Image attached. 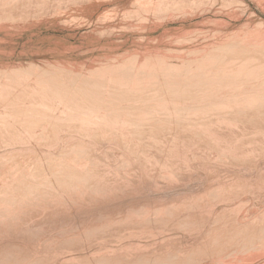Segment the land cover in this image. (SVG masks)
<instances>
[{"label": "rangeland", "instance_id": "obj_1", "mask_svg": "<svg viewBox=\"0 0 264 264\" xmlns=\"http://www.w3.org/2000/svg\"><path fill=\"white\" fill-rule=\"evenodd\" d=\"M263 56L264 0H0V264H264Z\"/></svg>", "mask_w": 264, "mask_h": 264}, {"label": "bare ground", "instance_id": "obj_2", "mask_svg": "<svg viewBox=\"0 0 264 264\" xmlns=\"http://www.w3.org/2000/svg\"><path fill=\"white\" fill-rule=\"evenodd\" d=\"M61 1H62V0H61ZM62 5H65V4H62ZM65 9H66V8H65ZM57 10H58V9H57ZM54 11H55V10H54ZM54 11H53V13H54ZM5 19L7 20V18H5ZM234 49L236 50V48H234ZM243 50L245 51L246 49H243ZM247 50H248V49H247ZM237 51H239V50H237ZM250 51H253V50H250ZM250 51H249V52H250ZM241 52H242V50H241ZM246 52H247V51H246ZM246 52H244V53H246ZM242 53H243V52H242ZM214 56H216V55H214ZM214 56H213V57H214ZM259 56H260V55H259ZM263 57H264V56H263ZM146 62H147V61H146ZM188 62H189V61H188ZM202 63H203V62H202ZM203 64H204V63H203ZM48 66H49V65H48ZM200 66H201V65H200ZM72 71H73V70H72ZM107 71H108V70H107ZM112 71H113V70H112ZM108 73L111 74V71H109ZM237 74H238V73H237ZM50 75H51V74H50ZM35 78H36V77H35ZM115 78H116V76H115ZM90 79H91V78H90ZM86 81H87V80H86ZM86 81H85V82H86ZM223 81L225 82V81H227V79H226V80L223 79ZM88 82H89V81H88ZM80 83H82V81H81ZM83 83H84V82H83ZM89 83H92V81L89 82ZM229 83H231V81H229ZM92 84H93V83H92ZM92 84H90V86H89V85H88V86H89V87H93L94 85L91 86ZM231 84H232V83H231ZM86 85H87V82H86ZM83 86H85V85H83ZM83 86L81 85V87H79V88H81V89H79L80 91H81V90H84V89H82ZM96 86H97V85H96ZM103 86H104V85H103ZM162 86H163V85H162ZM167 86L170 87V88H168V90L173 89V87H171V86H169V85H167ZM197 86H198V85H197ZM99 87H100V86H99ZM116 88H117V87H116ZM13 89H15V88H13ZM16 89H18V88H16ZM90 89H91V88H90ZM52 90H53V89H52ZM60 90H61V89H60ZM93 90H94V89H93ZM149 90H150V89H149ZM168 90H167V91H168ZM10 91H11V90H10ZM10 91H9V92H10ZM18 91H19V89H18ZM20 91H22V90H20ZM94 91H95V90H94ZM164 91H166V89H164ZM167 91H166V92H167ZM171 91H173V90H171ZM176 91H177V90H176ZM181 91H182V90H181ZM195 91H196V90H195ZM11 92L13 93V91H11ZM14 92H16V91H14ZM62 92H63V91H62ZM166 92H165V93H166ZM182 92H183V91H182ZM12 93L9 94V95L12 96V97L14 98V95H16V93H15L14 95H12ZM19 93H22V92H19ZM67 93H69V91H67ZM86 93H88L87 90H86ZM91 93H92V92H91ZM93 93H94V92H93ZM93 93H92V96H91V97H93ZM95 93H96V92H95ZM171 93H173V92H171ZM185 93H186V92H185ZM82 94H83V96H84V92H83ZM88 94H89V93H88ZM88 94H86V95H88ZM118 94H120V93H118ZM123 94H124V93H123ZM176 94H177V93H176ZM94 95H95V94H94ZM178 95H179V94H178ZM81 96H82V95H81ZM49 97H50V96H49ZM91 97H90V98H91ZM114 97H115V96H114ZM180 97H181V96H180ZM5 98H6V97H5ZM132 98H133V97H132ZM15 99H16V98H15ZM19 102H20V101H19ZM22 102H23V101H22ZM209 107H210V106H209ZM211 107H212V106H211ZM206 109H208V108H206ZM179 110H180V109H179ZM182 117H183V116H182ZM121 119H122V118H121ZM179 124H180V123H179ZM157 128H158V127H157ZM16 129H17V128H16ZM159 130H160V129H159ZM159 130H158V131H159ZM219 130H220V129H219ZM215 131H216V130H215ZM229 131H230V130H229ZM231 131H232V130H231ZM252 131H253V130H252ZM234 132H235V130H234ZM226 133H227V135H228V133H229V132H228V129H227ZM231 133H233V132H231ZM237 133H239V132H237ZM262 133H263V132H262ZM217 134H218V133H216V135H217ZM220 134H221V133H220ZM235 134H236V133H235ZM260 134H261V133H260ZM260 134H259V135H260ZM229 135H230V136H233V135H231V134H229ZM241 135H242V134H241ZM241 135H239V137H241ZM7 136H8V135H7ZM9 136H10V135H9ZM16 136H18V135H16ZM200 136H201V135H200ZM214 136H215V135H214ZM217 136H219V135H217ZM217 136H216V139H217ZM235 136H237V135H234V137H235ZM262 136H263V135H262ZM262 136H261V137H262ZM192 137H193V136H192ZM243 137L245 138L244 134H243ZM261 137H260V138H261ZM159 138H161V137H159ZM220 138H221V136L219 137V139H220ZM263 138H264V136H263ZM247 139L250 140L251 138H250V139L247 138ZM190 140H191V139H190ZM231 140H232V139H231ZM248 140H247V141H248ZM262 140H263V139H262ZM9 141H10V139H9ZM170 141H171V140H170ZM221 141H222V139H221ZM11 142H12V141H11ZM20 142H21V141H20ZM228 142H229L230 147H231V143H232V142H230V141L227 140V143H228ZM235 142H237V140H236ZM244 142H245V141H244ZM244 142H243V144L246 145V143H244ZM221 143H222V142H221ZM225 143H226V142H225ZM249 143H251V141H250ZM5 144L8 145V143H5ZM12 144H13V143H12ZM237 144H238V142H237L235 145L237 146ZM24 145H25V144H24ZM226 145H227V144H226ZM226 145H225V146H226ZM172 146H173V145H172ZM175 146H176V145H175ZM185 146H186V145H185ZM188 146H189V145H188ZM190 146H191V145H190ZM195 146H196V145H195ZM191 147H192V146H191ZM193 147H194V146H193ZM196 147H197V146H196ZM230 147L228 146L227 148H225V150L228 149V148L231 149ZM240 147H241V146H240ZM240 147H238V148H240ZM247 147H249V145H248ZM243 148H244V147H242L238 152H240L241 150H243ZM245 148H246V147H245ZM27 149H28V147H27ZM166 149H167V148H166ZM174 149H176V148H174ZM195 149H196V148H195ZM233 149H234V148H233ZM233 149H232V150H233ZM24 150H25V149H24ZM172 150H173V149H172ZM172 150H171V153H172ZM176 150H177V149H176ZM192 150H193V148H192ZM235 150H236V149H235ZM235 150H234V151H235ZM246 150H247V149H246ZM21 151H22V150H21ZM30 151H31V150H30ZM30 151H29V152H30ZM187 151H189V150H187ZM94 152H95V151H94ZM173 152H175V151L173 150ZM178 152H179V151H178ZM231 152H232V151H231ZM238 152H237L236 154H238ZM243 152H246V151L243 150ZM24 153H25V152H24ZM185 153H186L185 155H187L186 148H185ZM198 153H199V152H198ZM198 153H197V154H198ZM246 153H247V152H246ZM177 154H178V153H177ZM242 154L244 155V153H242ZM30 155H31V153H30ZM195 155H196V153H194V156H195ZM239 155H240V154H239ZM175 156H176V155H175ZM186 157H187V156H186ZM186 157H185V158H186ZM197 157H198V156H197ZM222 157H223V156H222ZM244 157H246V156H244ZM36 158H37V157H36ZM175 158H176V157H175ZM188 158H189V157H187V159H188ZM237 158H240V156L237 157ZM176 159H178V158H176ZM179 159H180V158H179ZM181 159H182V158H181ZM240 159H241V158H240ZM178 161H179V160H178ZM183 161H185V159H184ZM181 162H182V160H181ZM185 162H186V161H185ZM190 162H191V159H190ZM190 162H188L187 164L189 165ZM208 162H209V161H208ZM160 163H161V160H160L159 164H160ZM179 163H180V162H179ZM159 164H157V165H159ZM168 164H169V163H168ZM182 164H183V162H182ZM185 164H186V163H185ZM187 164H186V165H187ZM202 164H203V163H202ZM83 165H85V163H84ZM92 165H93V164H92ZM101 166H102V165H101ZM131 166H132V165H131ZM176 166H177V165H176ZM189 166H190V165H189ZM199 166H200V165H199ZM202 166H203V165H202ZM210 166H211V165H210ZM146 167H147V166H146ZM148 167H149V166H148ZM148 167H147V168H148ZM168 167L171 168L170 166H168ZM173 167H174V166H173ZM190 167H191V166H190ZM205 167H207V166H205ZM50 168H51V166H50ZM149 168H150V169H149ZM149 168H148L147 173H148V172L150 173L149 170H151L152 167H149ZM165 168L168 169L167 167H165ZM175 168H176V167H175ZM178 168H180V167H178ZM194 168H195V166H194ZM194 168H193V169H194ZM200 168H201V167H200ZM154 169H155V168H154ZM190 169L193 170L192 168H190ZM140 170H141V169H140ZM140 170H139V173L141 172ZM168 170H169V169H168ZM156 171H158V169H157ZM159 171H161V170L159 169ZM159 171H158V172H159ZM163 171H164V170H163ZM163 171H162V173H164ZM151 172H153V171H151ZM166 172H167V171H166ZM171 172H172V171H171ZM145 173H146V172H145ZM237 173H238V172H237ZM159 174H160V173H159ZM179 174H180V173H179ZM179 174H178V175H179ZM192 174H193V173H192ZM201 174H202V173H201ZM209 174H210V173H209ZM212 174H213V173H212ZM219 174H220V173H219ZM231 174H232V173H231ZM129 175H130V174H129ZM147 175H148V176H151V175H149V174H147ZM153 175H154V174H153ZM155 175H156V174H155ZM164 175H165V173H164ZM188 175H189V174H188ZM214 175H215V174H214ZM221 175H222V174H221ZM162 176H163V175H162ZM176 176H177V175H176ZM69 177H70V176H69ZM184 177H185V176H184ZM225 177H227V176H225ZM252 177H253V176H252ZM263 177H264V176H263ZM121 178H122V177H121ZM125 178H126V177H125ZM175 178H176V177H175ZM221 178H222V177H221ZM61 179H62V178H61ZM70 179H71V178H70ZM107 179H109V178H107ZM139 179H140V178H139ZM201 179H203V178H201ZM238 179H239V178H238ZM180 180H181V179H180ZM209 180H211V179L209 178ZM234 180H235V179H234ZM246 180H247V179H246ZM249 180H250V179H249ZM78 181H79V180H78ZM82 181H83V180H82ZM103 181H104V180H103ZM110 181L113 182V180H110ZM115 181H116V180H115ZM142 181H144V180H142ZM181 181H183V180H181ZM181 181H180V182H181ZM223 181L226 182V180L224 179V176H223ZM243 181H244V180H243ZM251 181H252V180H251ZM56 182L58 183V181H56ZM105 182H106V181H105ZM107 182H109V181H107ZM140 182H141V180H140ZM207 182L210 183L211 181H207ZM219 182H220V180H219ZM221 182H222V181H221ZM248 182H249V181H248ZM66 183H67V182H66ZM74 183H75V182H74ZM87 183H88V182H87ZM122 183H123V182H122ZM125 183H126V182H125ZM141 183H142V182H141ZM226 183H227V182H226ZM229 183H231V182H229ZM229 183H228V184H229ZM236 183H237V182H236ZM62 184H63V183H62ZM71 184H72V183H71ZM106 184H108V183H106ZM110 184H111V183H110ZM114 184H115V183H114ZM117 184H118V183H117ZM136 184H137V183H136ZM149 184H150V183H149ZM217 184H218V182H217ZM220 184H222V183H220ZM231 184H232V183H231ZM238 184H239V182H238ZM262 184H263V183H262ZM60 185H61V183H60ZM64 185H65V184H64ZM64 185H63V186H64ZM86 185H87V184H86ZM115 185H116V184H115ZM115 185H113V188H112V189H114V186H115ZM144 185H145V184H144ZM178 185H179V183H178ZM200 185H201V184H200ZM202 185H203V184H202ZM209 185H210V184H209ZM225 185H226V184H225ZM241 185H242V184H241ZM251 185H252V184H251ZM54 186H55V185H54ZM92 186H93V184H92ZM109 186H110V185H109ZM122 186H123V185H122ZM149 186H150V185H149ZM222 186H224V185L222 184ZM231 186H232V185H231ZM2 187H3V186H2ZM76 187H77V185H76ZM90 187H91V186H90ZM93 187H94V186H93ZM95 187H97V186H95ZM101 187H102V186H101ZM101 187H100V189H102ZM111 187H112V184H111ZM119 187H120V186H119ZM144 187H145V186H144ZM225 187H226V186H225ZM248 187H249V186H248ZM116 188H117V187H116ZM121 188H122V187H121ZM128 188H129V187H128ZM181 188H182V187H181ZM221 188H222V187H221ZM229 188H231V187L229 186ZM229 188H228V189H229ZM233 188H234L233 190H235V187H234V186H233ZM241 188H244V187L241 186ZM241 188H240V189H241ZM263 188H264V187H263ZM263 188H261V189H263ZM89 189H90V188H89ZM94 189H95V188H94ZM97 189H98V188H97ZM103 189H104V188H103ZM211 189H212V188H210V190H211ZM217 189H218V188H217ZM252 189H253V188H252ZM51 190H52V189H51ZM213 190H214V189H213ZM220 190H221V189H220ZM253 190H254V189H253ZM117 191H118V190H117ZM192 191H193V190H192ZM211 191H212V190H211ZM255 191H256V189H255ZM261 191H262V190H261ZM66 192H67V191H66ZM66 192H65V193H66ZM96 192H97V191H96ZM106 192H107V190H106ZM111 192H113V194L115 195V193H114L115 191H111ZM125 192H126V191H125ZM128 192H129V191H128ZM132 192H133V191H132ZM152 192H153V191H152ZM217 192H218V191H216V193H217ZM220 192H221V191H220ZM222 192H224V191H222ZM231 192H232V191H231ZM244 192H245V191H244ZM51 193H52V192H51ZM86 193H87V192H86ZM216 193H215V194H216ZM241 193H242V192H241ZM100 194H101V193H100ZM104 194H105V193H104ZM104 194H103V195H104ZM111 194H112V193H111ZM113 194H112V195H113ZM143 194H144V193H143ZM143 194H141V195H143ZM148 194H149V193H148ZM164 194H165V193H164ZM235 194L238 195V192H235ZM251 194H252V193H251ZM107 195H108V194H107ZM156 195H157V194H156ZM165 195H167V194H165ZM169 195L171 196V194H169ZM182 195H186V194H183V193H182ZM195 195H196V194H195ZM220 195H221V194H220ZM232 195H233V193H232ZM244 195H245V194H244ZM254 195H255V192H254ZM150 196H151V195H150ZM157 196H158V195H157ZM162 196H163V195H162ZM190 196H191V195H190ZM190 196H189V197H190ZM241 196H242V195H241ZM258 196H259V195H258ZM57 197H58V196H57ZM57 197H56V198H57ZM160 197H161V196H160ZM163 197H165V196H163ZM174 197H175V196H174ZM174 197H173V198H174ZM211 197H212V196H211ZM230 197H231V196H230ZM252 197H254V196H252ZM70 198H71V197H70ZM73 198H74V197H73ZM89 198H91V197H89ZM103 198H104V197H103ZM133 198H135V197H133ZM235 198H236V197H235ZM259 198H260V197H259ZM259 198H258V199H259ZM136 199H137V198H136ZM144 199H145V198H144ZM216 199H218V198H216ZM220 199H221V197H220ZM232 199H233V198H232ZM258 199H257V200H258ZM37 200H39V199H37ZM110 200H111V198H110ZM121 200H122V199H121ZM124 200H125V199H124ZM124 200H123V201H124ZM127 200H128V199H127ZM127 200H125V201H127ZM134 200H135V199H134ZM148 200H151V199L149 198ZM206 200H207V198H206ZM209 200H210V199H209ZM236 200H237V199H236ZM255 200H256V199H255ZM35 201H36V200H35ZM66 201H67V200H66ZM90 201H91V200H90ZM141 201H142V200H141ZM175 201H176V200H175ZM224 201H225V199H224ZM258 201H259V200H258ZM57 202H58V201H57ZM106 202H107V201H106ZM137 202H139V201H137ZM151 202H152V201H151ZM170 202H171V201H170ZM178 202H179V201H178ZM219 202H221V201H219ZM226 202H227V201H226ZM231 202H232V201H231ZM231 202H230V203H231ZM41 203H42V202H41ZM65 203H66V202H65ZM97 203H98V202H97ZM120 203H121V202H120ZM147 203H148V202H147ZM190 203H192V202H190ZM227 203H228V202H227ZM19 204H20V203H19ZM104 204H105V202H104ZM123 204H124V203H123ZM139 204H140V203H139ZM142 204H143V203H141L140 205H142ZM151 204H152V203H151ZM253 204H254V203H253ZM54 205H55V202H54ZM91 205H92V204H91ZM100 205H101V202H100ZM108 205H109V204H108ZM108 205H106V206H108ZM146 205H147V204H146ZM158 205H159V204H158ZM165 205L167 206V204H165ZM218 205H219V204H218ZM28 206H29V205H28ZM93 206H94V205H93ZM106 206H105V207H106ZM132 206H133V205H132ZM213 206H214V205H213ZM22 207H23V206H22ZM49 207H50V206H49ZM62 207H63V205H62ZM67 207H68V206H67ZM112 207H113V206H112ZM112 207H111V208H112ZM123 207H127V206H123ZM161 207H162V206H161ZM161 207H160L159 209H161ZM176 207H177V206H176ZM181 207H182V206H181ZM185 207H186V206H185ZM193 207H194V206H193ZM211 207H212V206H211ZM239 207H240V206H239ZM59 208H60V207H59ZM106 208H108V207H106ZM115 208H116V207H115ZM118 208H119V207H118ZM118 208H117V209H118ZM129 208H130V207H129ZM134 208H135V207H134ZM202 208H203V207H201V209H202ZM253 208H254V205H253ZM22 209H23V208H22ZM96 209H97V208H96ZM117 209H116V210H117ZM149 209H150V208H149ZM34 210H35V209H34ZM65 210H66V209H65ZM105 210H106V209H105ZM153 210H154V208H153ZM163 210H164V209H163ZM163 210H162V211H163ZM225 210H226V209H225ZM225 210H224V211H225ZM249 210H250V209H249ZM252 210H253V209H252ZM70 211H71V210H70ZM78 211H80V210H78ZM106 211H107V210H106ZM118 211H119V209H118ZM159 211H160V210H159ZM201 211H202V210H201ZM209 211H211V209H209ZM44 212H45V210L43 211V213H44ZM113 212H114V211H113ZM126 212H127V210H126ZM129 212H130V211H129ZM245 212H246V211H245ZM67 213H68V212H67ZM107 213H108V211H107ZM117 213H118L117 215H119V213H121V211H120V212H117ZM127 213H128V212H127ZM156 213H157V212H156ZM164 213H165V212H164ZM164 213H162V214H164ZM187 213H188V212H187ZM57 214H58V213H57ZM104 214H105V213H103V215H104ZM121 214H122V213H121ZM136 214H137V213H136ZM204 214H205V213H204ZM233 214H235V213H233ZM244 214H245V213H244ZM244 214H243V215H244ZM53 215H54V214H53ZM61 215H62V214H60V216H61ZM84 215L86 216V214H84ZM103 215H102V216H103ZM126 215H127V214L124 213V216H126ZM133 215H134V214H133ZM156 215H157V214H156ZM190 215H191V214H190ZM194 215H195V214H194ZM248 215H249V213H248L247 215H245V216H248ZM105 216H107V215H105ZM163 216H164V215H163ZM165 216H166V215H165ZM203 216H204V215H203ZM216 216H217V215H216ZM227 216H228V215H227ZM245 216H243V217L245 218ZM22 217H23V216H22ZM29 217H30V216H29ZM32 217H34V216L32 215ZM133 217H134V216H133ZM145 217H146V216H145ZM198 217H199V216H198ZM229 217H230V216H229ZM60 218H61V217H60ZM62 218H63V217H62ZM67 218H68V217H67ZM72 218H73V217H72ZM74 218H75V217H74ZM85 218H86V217H85ZM95 218H96V217H95ZM177 218H178V217H177ZM177 218H176V219H177ZM185 218H186V217H185ZM227 218H228V217H227ZM260 218H261V217H260ZM18 219H20V218L18 217ZM27 219H28V218H27ZM30 219H31V217H30ZM32 219H33V218H32ZM53 219H54V218H53ZM57 219H59V218H57ZM69 219H70V218H69ZM98 219H99V218H98ZM106 219H107V218H106ZM112 219H113V217H112ZM174 219H175V218H174ZM179 219H180V218H179ZM187 219H188V218H187ZM187 219H186V220H187ZM191 219H192V218H191ZM191 219H190V221H191ZM75 220H77V219H75ZM101 220H102V219H101ZM125 220H126V218H125ZM132 220H134V219H132ZM132 220H131V221H132ZM137 220H138V219H137ZM209 220H210V218H209ZM221 220H222V219H221ZM67 221H69V220H67ZM81 221H82V220H81ZM94 221H95V219H94ZM98 221H99V220H98ZM105 221H106V220H104V223L106 224ZM116 221H120V222H122L121 220H118V219H116ZM128 221L130 222V220H128ZM139 221H140V220H139ZM204 221H205V219H204ZM58 222H59V221H58ZM87 222L89 223V221H87ZM92 222H93V221H92ZM155 222H156V221H155ZM179 222H180V221H179ZM181 222H182V221H181ZM184 222H185V221H184ZM192 222H193V220H192ZM195 222H196V221H195ZM201 222L204 223L203 221H201ZM215 222H216V221H215ZM17 223H18V222H17ZM52 223H53V222H52ZM81 223H82V222H81ZM173 223H174V222H173ZM186 223H187V222H186ZM202 223H201V224H202ZM93 224H94V223H93ZM119 224H120V223H119ZM155 224H156V223H155ZM204 224H205V223H204ZM235 224H236V223H235ZM235 224H233V225H235ZM249 224H250V223H249ZM259 224H260V223H259ZM14 225H15V224H14ZM34 225H35V224H34ZM58 225H59V224H58ZM63 225H64V224H63ZM77 225H78V222H77ZM108 225H109V224H108ZM169 225H170V224H169ZM191 225H192V224H191ZM191 225H190V226H191ZM198 225H199V224H198ZM211 225H212V224H211ZM225 225H226V224H225ZM237 225H238V224H237ZM260 225H261V224H260ZM47 226H48V225H47ZM86 226H87V224H86ZM86 226L84 225V227H86ZM106 226H107V224H106ZM113 226H114V225H113ZM138 226H140V225H138ZM153 226H154V224H153ZM203 226H204V225H203ZM213 226H214V225H213ZM219 226H220V225H219ZM13 227H14V226H13ZM48 227H49V226H48ZM123 227H124V226H123ZM188 227H189V226H188ZM193 227H194V226H193ZM251 227H252V226H251ZM64 228H65V227H64ZM117 228H118V225H117ZM119 228H120V227H119ZM140 228H141V227H140ZM154 228H155V227H154ZM172 228H174V227H172ZM172 228H171V229H172ZM180 228H181V227H180ZM180 228H179V229H180ZM218 228H219V227H218ZM256 228H257V227H256ZM25 229H26V228H24V230H25ZM35 229H36V228H35ZM60 229H61V228H60ZM82 229H83V228H82ZM125 229H126V228H125ZM132 229H134V228H132ZM188 229H189V228H188ZM211 229H212V228H211ZM226 229H227V228H226ZM239 229H241V228H239ZM0 230H1V229H0ZM20 230H21V228H20ZM20 230H19V232H20ZM53 230H54V229H53ZM77 230H78V229H77ZM104 230H105V229H104ZM120 230H121V228H120ZM134 230H135V229H134ZM137 230H138V229H137ZM172 230H173V229H172ZM175 230H176V228H175ZM202 230H203V228H202ZM227 230H228V229H227ZM244 230H246V229H244ZM252 230H253V229H252ZM260 230H261V228H260ZM8 231H9V230H8ZM39 231H40V230H39ZM94 231H95V230H94ZM96 231H97V230H96ZM109 231L111 232V229H110ZM125 231H126V230H125ZM140 231H141V230H140ZM140 231L138 230V232H140ZM218 231H220V230H218ZM256 231H257V230H256ZM25 232H26V231H25ZM41 232H42V231H41ZM103 232H104V231H103ZM130 232H131V231H129L128 233H130ZM225 232H226V231H225ZM232 232H233V231H232ZM242 232H243V231H242ZM246 232H247V231H246ZM261 232H262V231H261ZM10 233H11V232H10ZM43 233H44V232H43ZM62 233H63V232H62ZM71 233H72V232H71ZM91 233H92V232H91ZM95 233H96V232H95ZM101 233H102V232H101ZM157 233H158V232H157ZM188 233H190V232H188ZM213 233H214V232H213ZM248 233H249V232H248ZM0 234H2V233L0 232ZM27 234H28V233H26V235H27ZM130 234H131V233H130ZM209 234H210V233H209ZM218 234H219V232H218ZM223 234H224V233H223ZM245 234H247V233H245ZM251 234H252V233H251ZM9 235L12 236L11 234H9ZM23 235H24V233H23ZM37 235H38V234H37ZM40 235L43 237L42 234H40ZM44 235H45V234H44ZM48 235H49V234H48ZM66 235H67V234H66ZM78 235H79V234H78ZM103 235H104V233H103ZM111 235H112V234H111ZM135 235H136V234H135ZM226 235H227V234H226ZM238 235H239V234H238ZM20 236H21V234H20ZM27 236H28V235H27ZM54 236H55V235H54ZM75 236H76V235H75ZM160 236H161V235H160ZM197 236H198V235H197ZM218 236H219V235H218ZM230 236H231V235H230ZM13 237H14V236H13ZM18 237H19V236H18ZM18 237H17V238H18ZM23 237H24V236H23ZM44 237H45V236H44ZM55 237H56V236H55ZM73 237H74V236H73ZM123 237H124V236H123ZM123 237H121V238H123ZM134 237H136V236H134ZM176 237H177V236H176ZM184 237H185V236H184ZM203 237H204V236H203ZM221 237H222V235H221ZM26 238H27V237H26ZM28 238H29V237H28ZM33 238H34V237H33ZM40 238H41V237H40ZM61 238H62V237H61ZM66 238H67V237H66ZM69 238H70V235H69ZM86 238H87V237H86ZM102 238H103V237H102ZM104 238H105V237H104ZM140 238H142V237H140ZM177 238H178V237H177ZM211 238H212V237H211ZM234 238H235V237H234ZM245 238H246V237H245ZM255 238H257V236H256ZM255 238H254V239H255ZM82 239H83V238H82ZM87 239H88V238H87ZM128 239H129V238H128ZM130 239H132V236H131ZM134 239H135V238H134ZM203 239H204V238H203ZM223 239H226V238L223 237ZM228 239H229V238H228ZM230 239H232V238H230ZM251 239H253V238H251ZM9 240H11V239H8L7 241H9ZM15 240H16V239H15ZM15 240H14V242H15ZM19 240H20V237H19ZM30 240H31V238L29 239V241H30ZM34 240H35V239H34ZM74 240H75V239H74ZM157 240H159V239H157ZM191 240H192V239H191ZM16 241H17V240H16ZM37 241H38V239H37ZM37 241H36V242H37ZM61 241H63V240H61ZM98 241H99V239H98ZM159 241H161V240H159ZM179 241H180V240H179ZM214 241H215V240H214ZM226 241H227V239H226ZM236 241H237V240H236ZM263 241H264V240H263ZM9 242H11V241H9ZM18 242H19V241H18ZM56 242H57V241H56ZM63 242H65V240H64ZM123 242H124V241H123ZM167 242H168V241H167ZM167 242H165V243H167ZM191 242H193V241H191ZM194 242H195V241H194ZM209 242H210V241H209ZM209 242H208V243H209ZM216 242H217V241H216ZM11 243H12V242H11ZM15 243H16V242H15ZM98 243H99V242H98ZM168 243H169V242H168ZM186 243H187V242H186ZM222 243H223V242H222ZM225 243H226V242H225ZM231 243H233V242H231ZM238 243H239V242H238ZM238 243H237V244H238ZM255 243H256V242H255ZM7 244H9V243H7ZM13 244H14V243H13ZM36 244H37V243H36ZM53 244H55V243H53ZM84 244H85V243H84ZM111 244H112V243H111ZM135 244H136V243H135ZM135 244H133L132 246L135 247ZM159 244H160V243H159ZM217 244H218V243H217ZM241 244H242V243H241ZM247 244L249 245V241L247 242ZM261 244H262V243H261ZM24 245H25V244H24ZM56 245H59V243H57ZM128 245H129V244H128ZM137 245H138V244H137ZM157 245H158V244H157ZM196 245H197V244H196ZM231 245H232V244H231ZM248 245H247V246H248ZM263 245H264V244H263ZM3 246H4V245H3ZM15 246H16V245H15ZM22 246H23V245H22ZM80 246H81V245H80ZM80 246H79V247H80ZM164 246H166V245H164ZM229 246H230V245H229ZM7 247H8V245H7ZM19 247H20V245H19ZM59 247H60V246H59ZM81 247H83V246H81ZM124 247H128V246L126 245V246H124ZM141 247H143V245H142V246L138 245L137 248H140V250H142ZM157 247H158V246H157ZM249 247H250V246H249ZM44 248H47V247H44ZM71 248H72V247H71ZM71 248H70V249H71ZM84 248H86V246H84ZM128 248H131V247L129 246ZM132 248H133V247H132ZM132 248H131V249H132ZM135 248H136V247H135ZM137 248H136V249H133V250H138ZM174 248H175V245H174ZM174 248H173V249H174ZM199 248H201V247H199ZM262 248H263V247H262ZM21 249H22V248H21ZM26 249H27V248H26ZM104 249H105V248H104ZM144 249H146V248H144ZM158 249H159V248H158ZM179 249H180V248H179ZM202 249H203V248H202ZM263 249H264V248H263ZM0 250H1V249H0ZM7 250H8V248H7ZM16 250H17V249H16ZM19 250H20V248H19ZM29 250H30V249H29ZM43 250H44V249H43ZM51 250H53V249H51ZM54 250H55V249H54ZM67 250H68V252H70V251H69V248H68ZM79 250H80V249H79ZM81 250H82V249H81ZM83 250H84V249H83ZM162 250H163V249H162ZM180 250H181V249H180ZM17 251H18V250H17ZM22 251H23V250H22ZM24 251H26V250H24ZM37 251H38V250H37ZM73 251H74V248H73L72 252H73ZM86 251H87V250H86ZM96 251H97V250H96ZM107 251H108V250H107ZM118 251H120V250H118ZM142 251H143V250H142ZM163 251H164V250H163ZM168 251H169V249H168ZM3 252H4V251H3ZM7 252H8V251H7ZM13 252H14V251H13ZM13 252H12V253H13ZM43 252H44V251H43ZM120 252H122V251H120ZM179 252H180V251H179ZM227 252H230V251L228 250ZM110 253H112V252H110ZM110 253H109V255H110ZM124 253H125V251H124ZM128 253H129V252H128ZM128 253H127V254H128ZM130 253H131V251H130ZM136 253H138V251H137ZM140 253H141V252H140ZM181 253H182V252H181ZM1 254H2V252H1ZM21 254H23V253H21ZM25 254H26V253H25ZM44 254H45V253H44ZM91 254H92V253H91ZM117 254H118V253H117ZM121 254H122V253H121ZM143 254H144V253H143ZM146 254H148V253H146ZM200 254H201V253H200ZM18 255H19V254H18ZM28 255H29V253H28ZM36 255H37V254H36ZM57 255L59 256L58 253H57ZM64 255H66V254L64 253ZM176 255H178L177 252H176ZM206 255H207V254H206ZM1 256H2V255H1ZM6 256H7V255H6ZM11 256H12V254H11ZM19 256H20V255H19ZM24 256H25V255H24ZM49 256L51 257L50 254H49ZM54 256H55V255H54ZM111 256H112V255H111ZM2 257H3V256H2ZM8 257H10V256L8 255ZM20 257H21V256H20ZM87 257H88V256H87ZM107 257H108V255H107ZM138 257H139V256H138ZM211 257H212V256H211ZM220 257H221V256H220ZM13 258H15V257H13ZM31 258H32V259H34V258L36 259V257H34V258L31 257ZM31 258L29 257V259H31ZM37 258H38V260H39V257H38V256H37ZM85 258H86V257H85ZM85 258H83L84 261H85ZM125 258H126V257H125ZM129 258H130V257H129ZM141 258H142V257H141ZM141 258H140V259H141ZM209 258H210V257H209ZM5 259H7V257H6ZM44 259H45V258H44ZM44 259H43V260H44ZM91 259H92V258H91ZM112 259H113V258H112ZM126 259H127V258H126ZM126 259H123V260H126ZM189 259H190V257H189ZM15 260H17V257H16ZM15 260H14V262H15ZM92 260H93V259H92ZM96 260H97V259H96ZM117 260H119V257L117 258ZM135 260H136V258H135ZM145 260H146V258H145ZM190 260H191V259H190ZM20 261H21V260H20ZM20 261L18 260V263H19ZM40 261H41V260H40ZM64 261H66V260H64ZM67 261H68V260H67ZM121 261H122V259H121ZM129 261H130V259H129ZM140 261H143V260H140ZM146 261L149 262V259L146 260ZM192 261H193V260H192ZM192 261H191V262H192ZM210 261H211V260H210ZM4 262H5V261H4ZM6 262L8 263V261H6ZM42 262H43V261H42ZM45 262H46L47 264L49 263L48 260L45 261ZM94 262H95V261H94ZM125 262H126V261H125ZM9 263H10V262H9ZM12 263H13V262H12ZM15 263H16V262H15ZM18 263H17V264H18ZM32 263H33V261H32ZM43 263H44V262H43ZM75 263H77V262H75ZM80 263H81V262H80ZM134 263H135V262H134ZM136 263H138V262H136ZM155 263H159V262H155ZM175 263H176V262H175ZM1 264H5V263H1ZM21 264H22V261H21ZM38 264H41V263L39 262ZM49 264H54V263H49ZM61 264H62V263H61ZM64 264H65V262H64ZM73 264H74V263H73ZM130 264H131V263H130ZM142 264H145V263H142ZM148 264H149V263H148Z\"/></svg>", "mask_w": 264, "mask_h": 264}]
</instances>
